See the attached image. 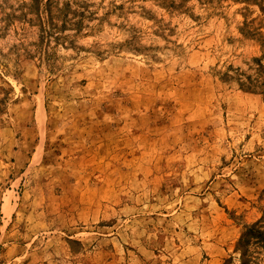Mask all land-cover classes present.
<instances>
[{
  "label": "rangeland",
  "instance_id": "374dc122",
  "mask_svg": "<svg viewBox=\"0 0 264 264\" xmlns=\"http://www.w3.org/2000/svg\"><path fill=\"white\" fill-rule=\"evenodd\" d=\"M0 264H264V0H0Z\"/></svg>",
  "mask_w": 264,
  "mask_h": 264
},
{
  "label": "trees",
  "instance_id": "16d2710c",
  "mask_svg": "<svg viewBox=\"0 0 264 264\" xmlns=\"http://www.w3.org/2000/svg\"><path fill=\"white\" fill-rule=\"evenodd\" d=\"M258 233V230L256 229V226H252L251 228L248 229L247 234H252V233Z\"/></svg>",
  "mask_w": 264,
  "mask_h": 264
}]
</instances>
